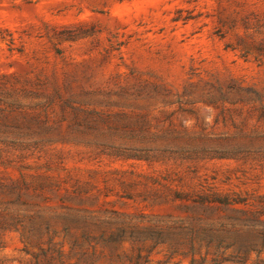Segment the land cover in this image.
Listing matches in <instances>:
<instances>
[{
    "label": "rangeland",
    "instance_id": "374dc122",
    "mask_svg": "<svg viewBox=\"0 0 264 264\" xmlns=\"http://www.w3.org/2000/svg\"><path fill=\"white\" fill-rule=\"evenodd\" d=\"M64 69L93 82L141 76L185 93V108L212 78L264 83V0H0V77ZM197 108L176 122L226 129L215 106ZM0 178L39 194L0 206V264H264L258 158L150 164L58 143L27 157L0 148ZM211 190L237 202L210 213L176 198Z\"/></svg>",
    "mask_w": 264,
    "mask_h": 264
},
{
    "label": "trees",
    "instance_id": "16d2710c",
    "mask_svg": "<svg viewBox=\"0 0 264 264\" xmlns=\"http://www.w3.org/2000/svg\"><path fill=\"white\" fill-rule=\"evenodd\" d=\"M90 30L62 31V35L90 34ZM90 82V83H89ZM204 99L131 75L93 82L71 70L52 77H0V148L20 157L48 152L58 143L82 144L97 156L119 160L195 162L206 158L264 160V83L241 78L210 79L202 87ZM199 102L218 109L222 132L176 122V113L196 116ZM178 104V105H177ZM174 107L173 109H171ZM25 180V179H24ZM0 178V206H22L39 198L23 181ZM193 208L214 212L216 204L237 202L230 194L179 192ZM210 215L196 219L207 222Z\"/></svg>",
    "mask_w": 264,
    "mask_h": 264
}]
</instances>
